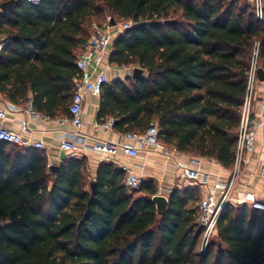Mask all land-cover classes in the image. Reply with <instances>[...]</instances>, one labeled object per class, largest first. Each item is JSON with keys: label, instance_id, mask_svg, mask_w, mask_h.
Masks as SVG:
<instances>
[{"label": "trees", "instance_id": "1", "mask_svg": "<svg viewBox=\"0 0 264 264\" xmlns=\"http://www.w3.org/2000/svg\"><path fill=\"white\" fill-rule=\"evenodd\" d=\"M12 9L0 19L6 100L33 98L41 115L68 118L76 51L91 21L111 13L132 26L110 64L143 74L105 85L98 121L114 118L123 134L154 124L163 144L233 169L256 46L264 71V18L251 1L17 0ZM53 167L44 150L0 142V264H264V212L228 205L200 254L199 187L175 191L160 216L154 181L130 190L113 162L89 183L87 159Z\"/></svg>", "mask_w": 264, "mask_h": 264}, {"label": "built area", "instance_id": "2", "mask_svg": "<svg viewBox=\"0 0 264 264\" xmlns=\"http://www.w3.org/2000/svg\"><path fill=\"white\" fill-rule=\"evenodd\" d=\"M42 0H26L30 4H39ZM258 20L264 18V1L251 0ZM130 22L113 24L112 17L107 18L105 26L93 23L92 34L83 47V51L76 59V66L79 70V77L75 80L74 93L69 106V122L75 128V131L68 135L60 143V148L65 157L74 158L78 150L83 152H95L103 157L110 158L113 161L119 155H124L130 159H136L142 152H153L167 159H174L181 154L176 148L167 146L159 140V132L156 125H152L146 133L139 134L134 132L124 133L120 141L112 144L104 141H96L92 146L83 145L79 147L76 141L84 138L81 130L84 126V105L87 95L101 97L105 85L110 83L109 73L112 70L110 64L109 51L113 45V40L124 31L130 29ZM6 44L0 42V50ZM124 71L123 78L132 76L135 68L122 67ZM259 47L254 49L251 67L248 73L247 95L244 101L242 117L239 127V136L236 146V159L233 169L230 170L229 179L219 181L211 191L206 194L198 205V225L202 229V237L198 251L205 254L217 235L219 220L226 209L232 204L233 196L237 191L246 166L254 155H264V94L259 93ZM128 72V74H126ZM116 78V77H115ZM258 91V92H257ZM24 111L33 119L43 121L52 120L41 115L34 110L33 98H29L24 106ZM8 109L0 108V120L7 119ZM116 120L109 118L103 122L95 124V131L105 130L113 131ZM31 130L28 122L20 124V130L12 131L7 128H0V142L11 146L19 147L22 150L36 149L44 150L42 141H35L30 137ZM133 143H130V142ZM215 162L214 160H210ZM194 166H187L177 163L176 166L184 171L186 179L196 182L201 187L210 186V176L202 173L196 165L200 162L192 160ZM191 164V165H192ZM54 164L49 162V167ZM120 168L125 172V185L130 190L140 188L142 179L127 165H121ZM259 175L264 177V160L259 169ZM251 209L264 212V202L258 199H252Z\"/></svg>", "mask_w": 264, "mask_h": 264}, {"label": "crops", "instance_id": "3", "mask_svg": "<svg viewBox=\"0 0 264 264\" xmlns=\"http://www.w3.org/2000/svg\"><path fill=\"white\" fill-rule=\"evenodd\" d=\"M1 4L3 3H0V5ZM11 11H13V9L8 12H2V10L0 9V19L2 17H5L7 14L9 15ZM88 33L90 38L91 35L89 28ZM5 41L7 44V40L4 37L0 36V42L4 43ZM84 45L85 44H82L76 51V56H79L81 54ZM4 46L2 47V49L4 48ZM2 49L0 50V52L2 51ZM112 50L113 45L109 51V56H111ZM112 73L115 74L116 78H112L110 76ZM126 74H128V72ZM109 76L111 77L110 82L114 81L115 79L125 80L127 78V76L126 78H123V68L115 66L112 67ZM259 94L260 96L264 94V84H262V86L260 87ZM24 106V104L17 105L11 103L10 101L6 100L3 95H0V108L8 109L7 119L4 121L0 120V128L4 127L9 130L18 132L20 130V124L25 121L28 122L31 130L30 137L35 141H42L44 143V151L49 159V162L53 163L55 166H58L65 159V154L60 148V143L63 139L69 138L68 135L75 131V128L68 121L69 117L39 121L31 118L24 111ZM99 110L100 98L90 94L87 95L84 105V126L81 130V134L84 138H79L76 141V144L79 147H83V145L86 144L92 146L98 140L116 144L122 138L123 133H120L115 129L113 131H95L94 126L99 122ZM130 143L133 142L131 141ZM74 158L87 159L88 172L91 180H95L99 165L104 161L113 162L118 167H120L121 165H127L134 173L140 176L142 181H154L158 189V193L155 197H164L168 201H170V197L175 191L190 189L188 187L189 185H195L199 187L201 197L203 198L211 191L213 187L217 185L219 181H226L230 176V170L225 169L216 162H212L207 159L194 158L184 154H179L174 159H167L153 152H142L136 159H130L121 154L116 158L115 161H113L112 159L103 157V155H100L98 153L90 151L83 152V150L81 149L78 150L77 155ZM196 159L200 162V165H196V168H198L202 173L210 176V186L201 187L197 185L196 182H192L186 179L184 171L176 166L177 163H181L187 166H194L191 162L192 160ZM263 160L264 155L256 154L251 157L248 166H246L245 168L237 191L233 196L232 205L245 206L249 211H251L252 199H258L264 202V177L259 175V169L262 165ZM167 209L168 205L163 212L158 211V214L160 216L164 215Z\"/></svg>", "mask_w": 264, "mask_h": 264}, {"label": "water", "instance_id": "4", "mask_svg": "<svg viewBox=\"0 0 264 264\" xmlns=\"http://www.w3.org/2000/svg\"><path fill=\"white\" fill-rule=\"evenodd\" d=\"M17 0H10L8 2H5L0 5V9L2 12H8L10 11L16 4ZM143 74V70L140 68H135L133 77L135 79L139 78ZM258 79L259 82L264 84V71L262 69H259L258 71ZM54 172L58 170V166L53 167L52 169ZM95 188V183L92 184V189ZM154 202L157 204V208L159 212H163L167 205L169 204V201L164 197H154Z\"/></svg>", "mask_w": 264, "mask_h": 264}, {"label": "rangeland", "instance_id": "5", "mask_svg": "<svg viewBox=\"0 0 264 264\" xmlns=\"http://www.w3.org/2000/svg\"><path fill=\"white\" fill-rule=\"evenodd\" d=\"M248 1H251V0H248ZM263 1H264V0H263ZM108 17H112L113 24L117 23V24L121 25V24L124 23L123 21L118 20L117 17H114V15H112L111 13H106L105 16H104L101 20L93 19V20L91 21V23H90V25H89L90 35L92 34V28H91L92 24H93V23H97V24H99V25H101V26H105V24L107 23V18H108ZM133 74H134V72L132 73V76H133ZM110 76H111L112 78H114V77H115V74L112 73ZM111 77H110V78H111ZM261 86H262V83L259 82V84H258L259 91H260V87H261ZM257 92H258V91H257ZM258 94H259V93H258ZM90 180H91V177L89 176V178L87 179V182L89 183ZM188 187L190 188V190H195V188H197V186H195V185H189ZM216 241H217V238H216Z\"/></svg>", "mask_w": 264, "mask_h": 264}]
</instances>
